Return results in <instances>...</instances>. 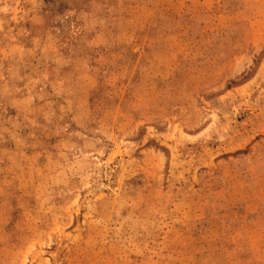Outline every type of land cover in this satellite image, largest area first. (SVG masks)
<instances>
[{
  "label": "rangeland",
  "instance_id": "374dc122",
  "mask_svg": "<svg viewBox=\"0 0 264 264\" xmlns=\"http://www.w3.org/2000/svg\"><path fill=\"white\" fill-rule=\"evenodd\" d=\"M0 264H264V0H0Z\"/></svg>",
  "mask_w": 264,
  "mask_h": 264
}]
</instances>
